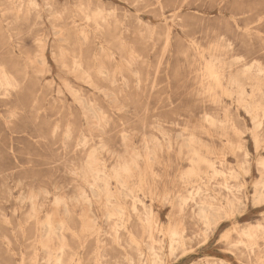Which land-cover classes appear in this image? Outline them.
I'll list each match as a JSON object with an SVG mask.
<instances>
[{
	"label": "rangeland",
	"instance_id": "374dc122",
	"mask_svg": "<svg viewBox=\"0 0 264 264\" xmlns=\"http://www.w3.org/2000/svg\"><path fill=\"white\" fill-rule=\"evenodd\" d=\"M0 79V264H264V0H0Z\"/></svg>",
	"mask_w": 264,
	"mask_h": 264
},
{
	"label": "bare ground",
	"instance_id": "6f19581e",
	"mask_svg": "<svg viewBox=\"0 0 264 264\" xmlns=\"http://www.w3.org/2000/svg\"><path fill=\"white\" fill-rule=\"evenodd\" d=\"M213 77H215V75H213ZM4 83H6V80L0 79V86H2ZM118 212H121L120 208L118 209ZM217 212L218 211L212 208L211 205L205 204L200 207L199 216L201 219L207 220L210 226H218L221 224L222 219ZM250 232H251L250 230L246 231L245 235H250L251 234ZM167 235L169 238V249H170L171 255H173L179 248L183 247L184 243H183L182 238L180 239L178 238V233H176L175 231L168 230ZM137 251H138L139 261L141 262L146 261L144 264H166L167 263L166 260L156 252V248L153 245H147L145 249H143V245L138 244Z\"/></svg>",
	"mask_w": 264,
	"mask_h": 264
}]
</instances>
